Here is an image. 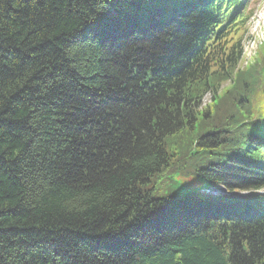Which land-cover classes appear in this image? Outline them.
Masks as SVG:
<instances>
[{
  "label": "trees",
  "instance_id": "1",
  "mask_svg": "<svg viewBox=\"0 0 264 264\" xmlns=\"http://www.w3.org/2000/svg\"><path fill=\"white\" fill-rule=\"evenodd\" d=\"M261 1L0 0V264H264Z\"/></svg>",
  "mask_w": 264,
  "mask_h": 264
},
{
  "label": "rangeland",
  "instance_id": "2",
  "mask_svg": "<svg viewBox=\"0 0 264 264\" xmlns=\"http://www.w3.org/2000/svg\"><path fill=\"white\" fill-rule=\"evenodd\" d=\"M259 9L256 14V18L250 26L249 38L245 40V59L251 57L256 50V45H260L264 42V0L260 2ZM250 61V59H249ZM209 102V98L206 100V104ZM208 187V184L196 174L178 175L175 176L172 182V186L162 196H184L195 192H200L201 189ZM221 191L225 190L220 188ZM246 194V193H238Z\"/></svg>",
  "mask_w": 264,
  "mask_h": 264
}]
</instances>
